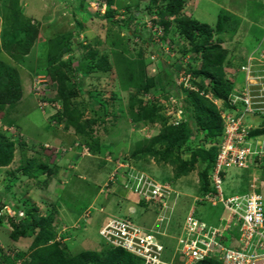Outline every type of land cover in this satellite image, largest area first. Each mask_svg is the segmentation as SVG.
Returning a JSON list of instances; mask_svg holds the SVG:
<instances>
[{"label":"rangeland","instance_id":"374dc122","mask_svg":"<svg viewBox=\"0 0 264 264\" xmlns=\"http://www.w3.org/2000/svg\"><path fill=\"white\" fill-rule=\"evenodd\" d=\"M162 4V0L157 5L151 0H0V64L18 72L22 92L16 103L0 109V135L15 145L13 162L0 168L1 264H30L32 245L42 230L53 235L52 243L78 256L108 249L99 233L114 218L156 227L163 210L143 205L123 180L116 185L115 173L133 171L171 187L169 219L160 229L169 257L175 253L183 222L192 209L211 224L227 214L223 205L197 201L204 199L199 194L202 164L188 176L175 179L170 165L158 164L154 157L134 156L139 143L153 140L164 126L173 125L174 118L166 111L172 98H179L183 113V102L191 93L207 91L209 99L222 107V101L206 88L211 80L196 75L202 68V55L180 34L178 19L172 18L165 31L159 15ZM230 6L235 10L232 15L241 21L238 32L216 34L211 44H221L227 51L224 72L231 81L252 52L264 49V0H235ZM206 9L215 16V8ZM179 18L195 19L193 11H183ZM22 22L38 31L27 56L13 50L25 39L16 30ZM217 23L211 26L214 30ZM92 58L96 62L107 59L110 69H95ZM188 73H194L198 92L183 85ZM62 77L68 91H78L69 99V109L80 117L78 124L85 134L66 116ZM151 80L155 86L145 91ZM237 82L242 84L243 76ZM6 83L7 74L0 67V92ZM150 108L159 109L163 119L154 124L139 119ZM247 121L264 128V119ZM205 139L206 133H201L190 149L204 146ZM190 155L187 148L184 158ZM252 187L264 193V168L227 171L226 197L247 194ZM33 216L46 219L42 229L31 227ZM12 220L27 229L26 237L13 239Z\"/></svg>","mask_w":264,"mask_h":264},{"label":"built area","instance_id":"2783aa9c","mask_svg":"<svg viewBox=\"0 0 264 264\" xmlns=\"http://www.w3.org/2000/svg\"><path fill=\"white\" fill-rule=\"evenodd\" d=\"M239 75L243 76L242 84L237 82ZM186 76L187 84H183L186 90L198 92L194 86L197 81L194 73ZM231 82L234 88L226 106L222 102L219 108L224 133L210 176L214 190L206 198L197 199L212 207L223 205L227 214L211 224L192 209L183 222L175 253L169 257L160 229L169 219L167 201L172 196L171 187L157 183L145 174L133 171L115 173L116 185L123 180L124 187L138 195L145 205L158 206L163 211L157 219V226L151 229L131 219L110 220L99 233L108 247L123 249L140 258L143 264H174L177 259L178 264H197L207 259L223 264H264V193L252 187L253 191L247 194L226 197L223 190L227 171L264 168V134L252 135L253 131L262 128L247 121L249 118L264 119V49L252 52L234 73ZM212 86L211 82L206 88L211 90ZM206 93L204 91L201 96L209 99ZM177 100L179 98H172L166 109L169 117L174 118L173 126L184 121Z\"/></svg>","mask_w":264,"mask_h":264},{"label":"trees","instance_id":"16d2710c","mask_svg":"<svg viewBox=\"0 0 264 264\" xmlns=\"http://www.w3.org/2000/svg\"><path fill=\"white\" fill-rule=\"evenodd\" d=\"M163 4L159 7V15L161 17V24L165 31L171 26V19L177 20V25L180 34L188 40L195 52L202 55V68L196 72L197 76H204L211 80L213 86L209 92L217 100L226 102L231 94L234 84L225 76L224 68L228 60V53L221 44L212 45L213 36L216 34L238 32L241 21L234 15L224 11L218 18L216 29L214 30L210 25L202 24L200 21L189 18H179L185 9L186 3L184 0H162ZM154 5L159 3V0H151ZM153 14L154 11L150 10ZM16 25L18 24L15 20ZM20 32L25 34L24 40H19L13 47L14 52L29 55L35 45L38 37L36 27L31 23L22 22L20 26L16 27ZM54 46L50 48V61L53 59ZM93 60V67L100 71H108L110 64L107 59H101L96 62ZM228 64V63H227ZM0 67L5 69L8 77L6 83L0 92V109L7 104L16 103L22 95L21 87L19 85V74L16 70L7 67L4 63ZM90 72V71H88ZM85 71V73H88ZM170 77V75H169ZM65 81L61 78V95L67 102L66 116L71 123L76 126L79 133L85 134L86 130L80 123V117H74L69 109V99L78 95L77 90L68 91L65 87ZM163 84V83H162ZM155 86V80H151L144 87L145 91H149ZM138 103V101H136ZM185 121L178 126L166 125L161 130L158 137L153 140L145 141L137 145L135 157H154L158 164H168L174 169L175 179H181L195 172L198 164H202L204 169L199 173L201 197L206 198L213 192L211 186L210 176L214 170L217 156L220 151V138L224 133V126L220 116L219 108L208 98H205L197 93H191L182 105ZM146 115L139 117L142 120H149L154 124L159 119H163L159 113V109L150 108L146 111ZM152 113V114H151ZM150 115L151 118L149 117ZM80 116V115H79ZM95 123V121L93 122ZM201 133H206V144L197 149H190V144ZM264 134V128L255 130L252 135ZM157 146H160L157 148ZM15 145L8 139L0 135V168L8 167L14 159ZM191 152L190 158L185 159V150ZM143 205H145L143 203ZM31 227L33 229L43 228L46 219L33 216ZM53 220L48 222L51 227ZM22 224V223H21ZM14 233L13 239L18 241L20 238L27 236V229H23L20 223H11ZM53 235L46 233L44 230L40 232L35 239L32 250V262L30 264H143V261L135 255L123 250L113 249L108 247L102 253L86 252L78 256H72L67 249L62 248L59 243H52ZM1 264V263H0ZM4 264V263H2ZM197 264H223L215 259H207Z\"/></svg>","mask_w":264,"mask_h":264},{"label":"crops","instance_id":"0c3cea01","mask_svg":"<svg viewBox=\"0 0 264 264\" xmlns=\"http://www.w3.org/2000/svg\"><path fill=\"white\" fill-rule=\"evenodd\" d=\"M186 3V8L184 10V13H192L193 11V17L197 19L198 21L208 24L210 26L215 25L218 20V14L221 10H226L230 12L231 14H234V11L232 8H230V5H233L235 0H184ZM225 3V4H224ZM206 7H212L214 9L215 16L207 13L208 9ZM207 11V12H206ZM202 17L206 19H211L210 22L208 20H203ZM214 17V20H213Z\"/></svg>","mask_w":264,"mask_h":264}]
</instances>
